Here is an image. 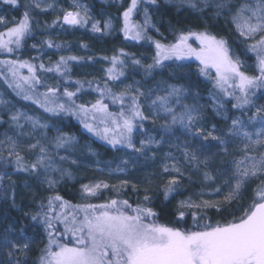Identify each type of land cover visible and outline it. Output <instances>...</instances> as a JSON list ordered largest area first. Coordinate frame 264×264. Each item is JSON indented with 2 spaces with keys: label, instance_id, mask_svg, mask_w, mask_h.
<instances>
[{
  "label": "snow or ice",
  "instance_id": "snow-or-ice-1",
  "mask_svg": "<svg viewBox=\"0 0 264 264\" xmlns=\"http://www.w3.org/2000/svg\"><path fill=\"white\" fill-rule=\"evenodd\" d=\"M4 2L19 7L18 0ZM141 4L155 5L156 0H128L120 13L119 33L125 40L146 42L152 55L137 57L120 49L111 58L103 57L110 66L102 69V83L72 79L71 64L82 63V57L61 55L48 65L41 59L44 47L61 50L70 45L44 39L31 45L39 56L25 59L22 54L39 30L36 15L61 13L51 24H45V30L90 26L92 32L104 34L115 30L112 19L102 26L93 21L82 0H71L67 8L59 9L48 0H27L18 20L0 17V82L21 103L42 110L40 115L30 114L0 98V127L7 125L0 138V168L43 177L41 182L53 193L30 217L43 231L39 255L34 259L29 256L35 242L31 237H16L6 230L0 237V248L7 250L6 260H0V264H264V105L256 104L257 99L264 98V0H181V6L187 5L193 12L206 14L211 10L217 20L224 18L233 29V37L213 33L205 25L203 30L172 29L171 40L160 33L148 7L143 8L142 21L134 19L141 12ZM193 39L198 46L190 43ZM241 56L252 63L247 64ZM148 59L151 62L145 64ZM128 67L136 70V75L142 73L143 82L124 83ZM166 69L187 71L180 76L169 72L168 79L146 87L157 74L164 76ZM49 74L57 81L54 85L47 83ZM192 77L203 78L210 85L206 97L170 82ZM119 85L122 89L116 90ZM82 94H95L96 99L78 102ZM190 98L192 102L188 103ZM209 105L227 125L226 130L217 129L215 124L205 130L204 112ZM63 117L75 118L91 137L111 151H125L130 158H118L115 167L114 161L106 163L98 169L101 174H123L130 160L148 157L149 152L154 158L155 151L170 144L169 138L179 139V133L186 139L174 147L185 167L195 169L203 185L214 188L195 193V199L190 196L179 201L170 213L176 219L168 223L159 222V213L150 206L153 197L149 189H143L141 199V189L128 179H120L119 185L105 180L83 183L79 195L84 202L73 204L55 191L65 178H72L71 165L80 163L70 151L79 143L78 138L63 131L59 124L49 123ZM157 120L162 123L152 129L155 135H147L145 123ZM49 132L55 135L49 136ZM141 132L145 136L137 141ZM85 147L91 152L90 146ZM25 151L30 157L26 158ZM166 159L172 163L163 167V172L169 174L163 196L170 202V198L183 194L179 189L185 175L171 151ZM217 160L223 167L213 169ZM11 175L8 171L0 174V199L6 200L12 190L11 183H4L11 181ZM188 180L193 182L190 177ZM129 185L135 202L120 198ZM225 187L228 191L222 201L204 198L219 196ZM106 192L115 197L93 202L101 200ZM209 212L220 218L213 220Z\"/></svg>",
  "mask_w": 264,
  "mask_h": 264
},
{
  "label": "trees",
  "instance_id": "trees-1",
  "mask_svg": "<svg viewBox=\"0 0 264 264\" xmlns=\"http://www.w3.org/2000/svg\"><path fill=\"white\" fill-rule=\"evenodd\" d=\"M91 4L92 12L94 15L103 20L104 18H110L113 20L115 24V33L114 36L106 39L94 38L89 34L88 27L87 28H78L74 30H62L61 28L56 29H47L45 30V24H51L54 19H56V15L51 13L40 14L34 16V19L39 22L38 28L39 30L36 32V36L34 40H29L25 45V49L22 54V58H30L39 56L40 53L31 48L33 43L40 44L44 39H52L54 43H59L62 45H70V48H65L61 50L56 49H47L43 48L44 55L41 57L43 62L48 65L59 59V56H78L83 58L82 63L71 64V77L73 80H82V81H99L103 82V78L105 76V72L102 69H107L110 65L106 62L103 57L111 58L113 55H116L120 49H123L127 53L135 54L137 57L146 56L151 57L152 49L147 45L146 42L143 44L137 43L130 40H125L122 34L119 33L120 28V13L127 7L128 0H122L120 5H102L93 0H84ZM27 3L25 0H18L19 7L9 5L4 2V0H0V14H8L11 15L14 19H19L22 13L25 11L23 5ZM143 5V4H141ZM140 5V6H141ZM146 5V4H144ZM151 7V13L153 16V21L156 24V27L159 28L160 33L166 36L169 40L172 39L170 32L172 29H188L192 28L194 30H203V27L207 25L208 29L216 34L227 36L230 38L229 31H231L230 26H225L220 23H208L202 20L197 15H194L192 12L188 10H183L177 12L175 9L170 8L162 4L160 0H156L155 5H147ZM137 20V15L134 17ZM218 25V26H217ZM3 30V29H2ZM232 32V31H231ZM150 35L154 36L156 39H159V35H156L154 32H151ZM190 43L193 46H198L197 42L193 39L190 40ZM87 45V48H82L81 45ZM92 57V60L89 61L88 57ZM251 60V59H250ZM39 62V61H37ZM151 60H145L144 63H150ZM94 65L93 69L90 70L89 73L92 76L87 77L84 74L76 75V65H80L82 69L89 68V66ZM90 64V65H89ZM125 71L129 73H133L136 71L131 67L125 69ZM26 72V70H25ZM136 75V74H134ZM141 75V74H140ZM136 75L139 78L143 79V76ZM156 77H162L160 74H157ZM49 78L53 81L54 85L57 81L56 79L49 74ZM183 80V79H182ZM191 82H189L193 89H198L200 91L201 88H208L209 85L203 81V78L192 77ZM193 82V83H192ZM4 88L7 90L8 94L15 100L18 98L15 97L13 93H11L10 89H7L6 85L0 82ZM74 90V89H72ZM85 94H82L81 100L78 102H88L83 98ZM94 101L96 99L95 94L91 95ZM35 110L34 105H30ZM41 114L42 110H36ZM46 117V116H45ZM55 124H59L61 128L69 133H73L77 135L82 143L90 144L95 150L104 153L106 158H112L119 151H111L109 150V146L104 144L99 139L91 137L90 134L86 133L79 123L75 120V118L63 117L61 120H50ZM4 171H8L12 173L11 181L5 180L4 183L12 184V190L9 191L7 195V199H0V233H2L3 229L8 227H15L18 229H26L27 233L35 238V242L32 244L31 251V259L36 258L39 255V250L43 246V231L40 225L33 222L30 217L34 215L37 211V207L39 203L44 200L47 196L52 195L53 193H46L45 195L41 194L42 188L35 182L34 176L24 173V172H16L11 168H0V174ZM147 182H143L139 184V188L141 189L140 196L141 199L143 197V189L148 188L149 194L153 197V202L150 205L154 208L156 212L160 215L161 223H168L169 221L175 220L176 217L172 216L170 213L176 210L177 198L171 199L170 202L164 201V196L161 193L160 185V176L152 174H146L145 176ZM23 185H27L23 187ZM79 184L74 186L63 185L59 188L58 192L61 196L64 197L65 200L71 201L73 204L82 203L79 200L78 195L74 194L76 192ZM255 187V184L253 185ZM72 189V191H69ZM115 197L111 193H105L104 197L101 200L93 201L96 203L102 202L103 199ZM120 198L129 199L130 202L136 201V196L132 194L131 190L121 195ZM14 200V202H13ZM84 202V201H83ZM208 215L212 217L213 220L219 219L214 212H209ZM189 224L191 223V217H187Z\"/></svg>",
  "mask_w": 264,
  "mask_h": 264
},
{
  "label": "rangeland",
  "instance_id": "rangeland-1",
  "mask_svg": "<svg viewBox=\"0 0 264 264\" xmlns=\"http://www.w3.org/2000/svg\"><path fill=\"white\" fill-rule=\"evenodd\" d=\"M27 2V0H25ZM95 2H98L102 5L108 6V5H120L122 3V0H93ZM162 2V4H164L167 7L173 8L175 9L177 12L183 11V10H188L190 12H192L194 15H197L198 17H200L202 20H204L205 22L208 23H217L220 22L225 26L224 23V18H221L219 20H217L214 16V12H212L211 10L207 11L206 14H201L199 12H193L192 10H189L187 8V5H183L181 6V0H160ZM49 3H53L55 2L57 5V8H67L68 4L71 3V0H48ZM236 2H239V0H236ZM82 3H84L85 5L88 6V8L91 11V15L93 18V21H99L101 26L103 25V23L107 20H109L110 18H104L103 20L98 19L94 13L92 12V7L91 4L87 1L82 0ZM141 12L137 15V21H142L143 19V8L144 7H148L149 10V14L152 17L153 20V16L151 13V7L147 6V5H141ZM53 15H61V13H59L58 11H51L49 12ZM213 17L212 19H209L208 17ZM0 17H4L6 21H12L14 18L11 15L8 14H0ZM154 22V21H153ZM112 23L114 25L115 28V24L112 20ZM155 23V22H154ZM156 25V24H155ZM227 25V24H226ZM230 26V25H228ZM231 31H229L230 34V38L233 37V29L230 26ZM2 30V29H0ZM88 31L89 34L94 37V38H101V39H106V38H110L112 36H114L115 30L113 32H111V34H104V33H94L91 31L90 26L88 27ZM155 33V32H154ZM156 34V33H155ZM157 35V34H156ZM237 53L241 52V48L237 47L236 48ZM241 59H245L247 64H251L252 60L250 59H246L244 56H241ZM90 65V64H89ZM94 67V65L89 66V68H85L82 69V67L80 65H76V75H80V74H84L87 77L92 76L90 72V70H92ZM247 71H249V74H253L251 72L250 69H246ZM175 71L177 73V76L180 75H184L186 73V69H166L165 70V75L162 77H156L155 80H150L148 81V84L146 85V87H152L154 86L156 81H159L161 79H168V75L167 73ZM140 76H143V74L141 73ZM134 81H141L143 82V79L139 78L138 76L134 75L133 73H129L128 74V78L124 81V83L126 84H132ZM171 83L174 84H183L186 87L190 88L193 92H199V94L201 95V97H206L208 95V88H201L200 87V91L198 89H193L191 84L189 82H191L188 79H174L170 81ZM48 84H53V81L51 80V78H48L47 80ZM193 83V82H192ZM123 85H119L116 90H120L122 89ZM259 95V94H258ZM0 98H3L4 100L10 101L11 103L16 104L17 108H23L25 111H28L30 114H34V115H40V113H38L33 107H31L30 105H26L21 103L18 100L13 99L7 92V90L4 88V86L0 83ZM83 98H85L86 101H91L93 99V97L91 95L85 94L83 96ZM188 103H191L192 100L191 98L187 101ZM202 103H207V101H201ZM256 104L257 106L260 105H264V98H260L256 100ZM227 107L231 108V105H227ZM251 114V113H249ZM204 116H205V120L203 121L204 125H205V130H211V127L213 124L216 125L217 129H224L226 130L227 125L219 118H217L213 112L211 111V106L209 105L204 112ZM44 119H46L47 117H43ZM5 119H7V117H5ZM49 123L55 124L51 121H49ZM162 123V121L157 120L155 123H153L152 121H148L145 123L144 127L146 129H148L149 131L146 133L147 135H155V132L152 131V129L154 128H158L159 124ZM7 130V125H5L4 127H0V138H2V133ZM27 131V129H26ZM64 131V130H63ZM66 132V131H65ZM69 133V132H68ZM73 134V133H71ZM49 136L55 135L54 132H49L48 133ZM75 135V134H74ZM78 140L79 143L75 146V149L70 150L73 151V154L75 157H77L80 160V163L78 165H71L70 167V171L72 172L73 176L71 179L69 178H65L58 186V188L55 191H58L59 188L63 185H69V186H74L76 184H79L81 186V184L83 183H89L91 181L94 180H105L110 184L113 185H119V180L120 179H128L131 181V183H134L137 185V187L139 188V184H142L143 182H147L146 181V174H152L153 176L155 175H159L160 176V183L163 185H160L161 188V193L163 195V188L166 185L168 179H169V174L164 173L163 172V167L165 163L171 164L172 161L171 160H167L166 159V154L171 151L173 155L177 156L180 163H179V167L182 169V171L184 172L185 178L182 179L180 181V189L179 191L182 192V195H176L175 197L177 198V202L176 205L178 204L179 201L181 200H186L188 199L190 196L195 199V193L200 192V191H206V192H211L214 188V186L209 187L206 185H203V178L201 175H197L195 174V169L192 168H187L185 167L184 163H183V159L182 157L179 156V153L177 152L176 148L174 147L175 144L178 143H182L186 137L180 135L179 133H177V136L179 137V139H177V137H171L169 138L171 143L170 144H164L160 147L159 150L155 151V157H153V153L149 152L148 153V157H139L138 159H136L134 162L130 160L129 164L127 165V172L121 174V173H116L112 176H109L107 171H105L103 174H101L98 169L104 167V165L108 162H113L112 164L113 167H115L116 163H119V159L120 157H124V159H130L127 155H125V151H119L117 154H115L112 158H106L104 153H101L97 150H95L90 144L88 143H82L79 139V137L77 135H75ZM145 136V133L141 132L140 134H138L136 136V140L139 141L140 139H143ZM157 139H159V136H156ZM30 142H34L30 141ZM85 145L90 146L91 148V152H95L97 153V155L93 156L91 154V152L89 151V147H85ZM230 151L234 150V147H230L229 149ZM213 152H216L217 149L213 148L212 149ZM27 157H30V154L27 153L25 151L24 153ZM63 154V153H61ZM96 161H99L100 163L97 164ZM65 167H69L68 164H65ZM222 168L223 164L220 163L219 160H217L214 164H213V169L215 168ZM215 174V173H214ZM174 175V173L172 174ZM188 177L191 178V181H193L192 183H189ZM35 178V177H34ZM43 179V177L37 179L35 178V182L42 188L41 190V194L45 195L46 193H52L49 192L46 189V186L41 182ZM217 183L219 184H223V181H218ZM27 185H23V187H26ZM80 186H78L76 192H73L74 194L78 195L79 200L80 199V195H79V190H80ZM131 190V185H129V188L127 190V192ZM69 191H72V189H70ZM228 189L225 187L224 191L219 195V196H205V199H213V200H223L224 195L227 194ZM109 193V192H106ZM112 195H115L114 193H111ZM124 194V193H123ZM142 194H144L142 192ZM171 200V198H170ZM165 201V199H164ZM83 202V201H82ZM6 230H11V234L13 236L16 237H20V236H24V237H31L26 229H18L15 227H8L6 229H3L2 233H0V237H2ZM23 230V231H21ZM32 240L36 241L34 237H31ZM33 244V243H32ZM31 244V247H32ZM7 250L0 248V260H6V256H5V252ZM31 252L29 254V256H31Z\"/></svg>",
  "mask_w": 264,
  "mask_h": 264
}]
</instances>
